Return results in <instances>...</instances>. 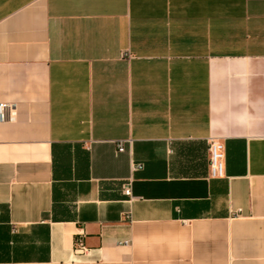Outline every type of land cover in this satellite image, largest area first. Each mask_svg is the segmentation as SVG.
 Wrapping results in <instances>:
<instances>
[{
	"label": "crops",
	"instance_id": "crops-1",
	"mask_svg": "<svg viewBox=\"0 0 264 264\" xmlns=\"http://www.w3.org/2000/svg\"><path fill=\"white\" fill-rule=\"evenodd\" d=\"M0 264H264V0H0Z\"/></svg>",
	"mask_w": 264,
	"mask_h": 264
},
{
	"label": "built area",
	"instance_id": "built-area-1",
	"mask_svg": "<svg viewBox=\"0 0 264 264\" xmlns=\"http://www.w3.org/2000/svg\"><path fill=\"white\" fill-rule=\"evenodd\" d=\"M124 142L117 143V152H124ZM225 146L218 140H211L210 142V168L213 177H223L225 175ZM142 169V165H132V171L137 172ZM133 180L130 178L123 185V193L132 196Z\"/></svg>",
	"mask_w": 264,
	"mask_h": 264
}]
</instances>
